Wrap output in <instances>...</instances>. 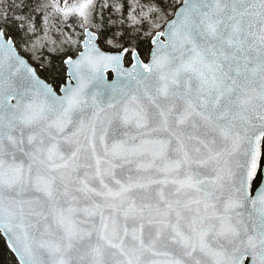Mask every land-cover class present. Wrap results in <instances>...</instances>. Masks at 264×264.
Instances as JSON below:
<instances>
[{"label": "snow or ice", "instance_id": "snow-or-ice-1", "mask_svg": "<svg viewBox=\"0 0 264 264\" xmlns=\"http://www.w3.org/2000/svg\"><path fill=\"white\" fill-rule=\"evenodd\" d=\"M0 232L18 264H264V0H0Z\"/></svg>", "mask_w": 264, "mask_h": 264}, {"label": "trees", "instance_id": "trees-1", "mask_svg": "<svg viewBox=\"0 0 264 264\" xmlns=\"http://www.w3.org/2000/svg\"><path fill=\"white\" fill-rule=\"evenodd\" d=\"M0 264H18L17 259L9 250L4 238L0 233Z\"/></svg>", "mask_w": 264, "mask_h": 264}, {"label": "water", "instance_id": "water-1", "mask_svg": "<svg viewBox=\"0 0 264 264\" xmlns=\"http://www.w3.org/2000/svg\"><path fill=\"white\" fill-rule=\"evenodd\" d=\"M0 233H1L2 237L4 238V240H5V242H6L7 246H8V248H9V250L13 253V255L15 256V258H16L17 261H18V258L16 257V254H15V253L11 250V248L9 247V241H8L7 236H5L2 232H0Z\"/></svg>", "mask_w": 264, "mask_h": 264}]
</instances>
